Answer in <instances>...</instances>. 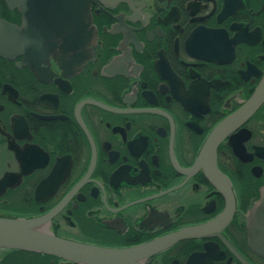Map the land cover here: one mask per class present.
I'll list each match as a JSON object with an SVG mask.
<instances>
[{
  "label": "flooded vegetation",
  "instance_id": "af4514ba",
  "mask_svg": "<svg viewBox=\"0 0 264 264\" xmlns=\"http://www.w3.org/2000/svg\"><path fill=\"white\" fill-rule=\"evenodd\" d=\"M54 6L0 0V216L110 250L196 229L135 264H264V0H92L88 44Z\"/></svg>",
  "mask_w": 264,
  "mask_h": 264
},
{
  "label": "water",
  "instance_id": "95a60500",
  "mask_svg": "<svg viewBox=\"0 0 264 264\" xmlns=\"http://www.w3.org/2000/svg\"><path fill=\"white\" fill-rule=\"evenodd\" d=\"M45 1L55 2V16L59 14L62 20L70 19L72 35L82 32V29L85 28L87 44L89 41L91 42L92 27L90 23L89 6L92 0ZM100 1L105 2L107 0ZM211 146L212 144H209L204 150L201 157L202 160L207 155L208 149ZM51 215L52 214H46L36 218H11L0 216V249L52 255L77 264H135L134 259L137 254L147 250H157L162 245L168 246L175 240L196 231V229L185 230L167 236L163 241L154 242L145 248L110 250L84 245L55 236L48 230L47 226ZM247 218L249 234L251 236L258 235V201L249 211ZM257 243L258 238H254V240L251 241L253 246Z\"/></svg>",
  "mask_w": 264,
  "mask_h": 264
}]
</instances>
